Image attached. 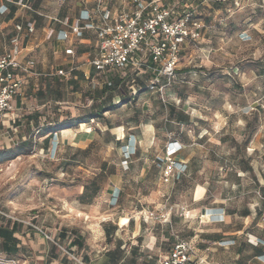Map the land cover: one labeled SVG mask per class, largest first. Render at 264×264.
<instances>
[{
  "label": "rangeland",
  "instance_id": "rangeland-1",
  "mask_svg": "<svg viewBox=\"0 0 264 264\" xmlns=\"http://www.w3.org/2000/svg\"><path fill=\"white\" fill-rule=\"evenodd\" d=\"M190 6L206 27L202 39L181 53L179 71L193 72L182 75L184 83L167 86L163 95L145 88L151 74L138 81L142 89L134 97L127 81L115 88L91 89L92 79L100 78L93 68L85 75L81 67L83 78L71 84L70 76L54 74L62 65L61 56L54 55L49 42L41 44L36 67L44 75L29 79L17 118L0 126V152L6 151L0 154V211L47 228L64 247L78 236L87 247L88 243L103 247L113 244L115 223L127 224L129 214L143 205L155 213L146 226L158 243L171 248L176 235L189 240L199 234L196 247L209 253L211 244H198L213 233L211 221L203 217L209 209L203 216L199 209L211 205L219 190L229 208L243 210L255 202L254 191L264 189V0H195ZM43 25L38 23L36 43L44 38ZM168 95L172 104L163 101L162 97L170 99ZM99 112L102 116L88 119ZM183 116L185 123H178ZM213 118L222 129L213 126ZM139 123L154 126V152L161 150L167 133L182 136L193 147L194 134L208 136L210 131L220 142L202 139L207 176L226 182H211L197 203L193 195L197 183L186 179L175 188L179 197L147 205L143 196L156 188L157 173L149 166L138 179L146 165L140 155L130 171H122L120 144L112 134L120 125ZM71 131L93 132L95 138L80 147L67 134ZM7 149L16 156L8 155ZM117 183L123 191L116 202L112 191ZM198 188V194L204 191ZM183 208L187 217L181 216ZM195 208H199L195 214L190 212ZM15 229L30 232L19 224ZM232 252L212 255L220 254L231 263ZM19 254L0 252V260L13 264Z\"/></svg>",
  "mask_w": 264,
  "mask_h": 264
},
{
  "label": "crops",
  "instance_id": "crops-1",
  "mask_svg": "<svg viewBox=\"0 0 264 264\" xmlns=\"http://www.w3.org/2000/svg\"><path fill=\"white\" fill-rule=\"evenodd\" d=\"M96 1L97 0H0L2 11L6 8L3 13L0 10V53L11 52L13 49V41L17 38L20 47V53L17 55L18 60L22 63H25L29 59H34L36 61V53L39 51L41 44L43 42H49L52 46L54 55H60L62 61V65L57 66L54 74L59 76L57 74L58 70L64 69L69 71L74 65L75 70L69 75L71 79L73 77L77 79L74 73L75 71L80 72L81 67L84 68L82 70H85L84 74L86 75L88 72H91L93 68L90 64V59L96 52V38L94 33L89 30L85 31L82 38H74L71 35L67 41L60 40L57 36L58 32L61 30L70 31V26L74 24L82 10L93 11ZM165 1L168 3L175 2V0ZM120 7L121 5L118 0H115L113 4H111L112 9H120ZM47 10H49V12H47ZM54 19H59L61 22L55 21ZM67 20L68 24L65 23ZM41 21L44 22L42 26L44 38L36 43L34 36L38 30V23ZM29 23H34L35 31L33 33L27 31V25ZM17 25L23 27L21 32L17 31ZM52 30H54V33L50 35ZM69 46H72L76 51L74 57L66 55L65 53V49ZM40 52L42 53L43 51L40 50ZM84 60H87L91 66L88 63L81 66L80 64ZM36 66L37 61L34 73L24 77L26 83L21 88L20 94L14 100L13 104L15 109L13 119L7 116L1 118L0 126L7 121H15L17 118V107L25 102L23 90L29 83V79H37L44 75ZM93 71L99 76L94 68ZM147 74L153 73L147 72L144 75ZM154 76L155 74L151 76L149 81L153 79ZM93 80L98 81L95 77L92 81ZM151 92L153 93V91ZM171 100L173 99L170 98L164 103L172 104ZM215 116L217 118V114ZM183 119L184 120L179 119L178 123H185L186 117L183 116ZM225 119H227L226 116ZM213 120V126L218 128L219 121L214 118ZM220 129H222V127ZM218 132L219 129L215 130V133ZM197 133L198 134H194L193 136V147H191L182 136L169 135L167 133L168 137L162 142L161 150L154 152L153 144L156 140L154 126L139 123L129 128L120 125L114 129L112 132L114 141L120 144V163L118 165L120 169L124 172L130 171L134 166L135 157L140 155L142 158H145L146 165L142 168L141 177L138 179L142 180L145 172L149 170V166H153L157 173L155 179L156 188L143 196V200L147 205H153L162 200L167 202L172 200V198L177 195L174 192L176 186L186 179H193V181L197 183L193 193L194 202L197 203L205 198L208 192V186L211 182L216 184L226 182V180L222 181V178H214V180L208 178L205 165L207 162H205L203 158L205 151H203V145L201 144L202 139L208 138L209 141L213 140L219 143L218 137L214 136L210 131L208 136L201 131ZM67 134H71V140L80 147H87L95 138L93 132H82V134H78L71 131V133ZM129 139H131V147L135 145L136 153L129 159V168L126 170L122 166L123 156L121 147L127 145ZM172 140H176L182 144V149L177 154L176 158L185 162L188 169L186 175L182 176L179 180L171 179L169 182H165L164 177L172 176L175 171L170 168L168 164L160 166L156 158L164 154L165 146ZM236 180L239 182L241 179ZM198 187L204 189V191L202 190L200 193L202 194L201 196L198 194ZM122 191V185L120 183L114 184L112 192L116 194L119 192V196H121ZM254 193L256 196L255 202L248 203L246 209L243 210L239 208L235 210L229 208L226 205L228 200L227 197L219 193V190H216L213 194L214 199L211 205L200 209L195 208L190 211L195 214L197 209H199L201 214H203L209 209L211 214L214 215V218L216 217L215 214L218 213L222 214L223 217L222 221L209 223L213 232L209 237L199 239L201 242L198 243L199 245L205 242L211 244L210 247L207 248L209 253L198 248V255L204 260L202 264H264L263 261L258 258V256L264 254V245L260 244L259 246H254L248 242V238L264 241V189L259 187ZM196 196L200 197L197 198ZM147 212L146 208L142 205V209L134 214L132 213V215L129 214V222L127 224L115 223L118 226L113 230L115 240L112 245L103 247L92 243H88L89 247H87L79 236L77 237L78 240L70 242L68 247H64L62 244L46 240L41 234L24 224L10 219H4L2 216L0 217V228L8 227L10 230H13L15 242L8 243L7 248L3 238L0 236V252L9 253L11 255L12 253H20V256L17 260H14L13 264H160L161 260L168 255L170 248L167 244L164 246V244L158 243L155 235L148 234V227L146 224L149 222V219L147 217ZM93 213L95 212L93 211ZM171 214L169 215L170 220L172 217ZM122 218L123 216L120 217V219ZM15 224L26 227L30 232H20L15 229ZM43 229L55 238L47 228L43 227ZM199 236V234H195V236L189 240L193 241L197 246V238ZM124 238H126L125 241H123ZM14 244L17 248L16 251H12V246ZM219 250H232V262L230 263L227 258L223 261L222 257H219L220 254H218V256L212 255L213 253H218Z\"/></svg>",
  "mask_w": 264,
  "mask_h": 264
},
{
  "label": "built area",
  "instance_id": "built-area-1",
  "mask_svg": "<svg viewBox=\"0 0 264 264\" xmlns=\"http://www.w3.org/2000/svg\"><path fill=\"white\" fill-rule=\"evenodd\" d=\"M115 0H97L94 10H82L70 31L58 32V39L67 41L72 35L82 38L85 31H92L96 38V52L90 59V64L99 76L106 73L119 75L122 81L131 79L132 94H137L138 89L134 84L135 78L152 72L154 78L149 81L150 91L163 95L164 89L170 86L179 70L181 53L191 43L202 39L205 24L198 18L197 12L190 6L195 0H175L168 3L165 0H118L120 9L111 8ZM6 9V8H5ZM2 7H0L1 12ZM55 21L61 22L59 19ZM68 24V20L65 22ZM18 32L23 30L21 25L16 27ZM27 31H35L34 23L27 25ZM54 33L51 31L50 35ZM244 39V36L241 37ZM20 53L18 39L13 41L11 52L0 53V119L7 116L13 119L14 100L26 83L27 75L34 73L36 61L29 59L25 63L18 60ZM66 55L74 57L76 51L72 46L65 49ZM75 70L73 65L69 71L60 69L57 74L62 77L69 76ZM164 80V83L160 81ZM110 81H92L93 87ZM163 98V101L167 100ZM252 109V108H251ZM58 137V133L54 135ZM54 144V143H53ZM129 143L121 147L122 166L128 169L129 159L136 153L135 145ZM58 146V142L56 144ZM182 149V144L176 140L170 141L164 149L162 156L156 160L160 166L168 164L175 172L172 176H165L164 181L179 180L187 173V164L176 158ZM117 202L119 192L115 195ZM207 212V211H205ZM7 219L20 222L41 234L46 240L56 243L42 226L32 220H25L15 215L0 211ZM154 212H147V217H154ZM181 216H188L182 209ZM203 216V214H202ZM211 222L223 220L222 214H215ZM264 221V219H263ZM254 246L264 245V241L248 238ZM264 263V254L258 256ZM204 260L197 256L193 241L186 240L179 235L175 236L174 243L160 264H202ZM0 264H5L0 260Z\"/></svg>",
  "mask_w": 264,
  "mask_h": 264
},
{
  "label": "trees",
  "instance_id": "trees-1",
  "mask_svg": "<svg viewBox=\"0 0 264 264\" xmlns=\"http://www.w3.org/2000/svg\"><path fill=\"white\" fill-rule=\"evenodd\" d=\"M84 36V35H83ZM95 70V69H94ZM191 72H193V70H188L187 72H181V71H177V76H176V78L173 80V82H172V84L170 85V86H172L173 84H176V82L177 81H180V82H182V83H184L185 81H184V79H182L181 77H182V75L183 74H190ZM74 75L75 76H77V79L78 78H83V74L82 73H80V72H76L75 71V73H74ZM152 76H153V74H151ZM143 76L144 75H141V76H139V77H136L135 78V82H134V84L136 85V88L138 89V92L142 89V87L139 85V82L138 81H140L142 78H143ZM100 78L98 79V81L100 80L101 82H104L105 80H108V81H110L111 82V84L109 85L107 82L106 83H104V84H101V85H99L98 87H93V85H92V81L90 82V86H91V89H100V90H102V89H110V88H112V87H116V85L118 84V83H120V84H122V83H125L126 81L127 82H129V83H131L132 84V82H131V79H127L126 81H122V79L119 77V75H117V74H114V73H106V74H104L103 76H99ZM77 79H74V77L71 79V81H69L71 84H73V83H76V81H77ZM149 82V81H148ZM161 83H162V80L160 81ZM148 85H149V83L145 86V88L148 90V91H150V89H149V87H148ZM132 92L133 91H131L130 92V95L132 96V97H134V96H136L137 94H132ZM168 98H170L169 97V95H168ZM99 116H102V112H99V113H95V114H93V115H90V117H88V119H90V118H96V117H99ZM182 119H183V117H182ZM80 120H82V119H80ZM7 152H9V154L8 155H12V157H15L16 155H15V153H14V150L13 149H7ZM2 153H6V151H4V152H0V154H2ZM0 162H1V160H0ZM13 230H10L8 227H1L0 228V236L3 238V240H4V244H6L7 245V248H8V243H13V242H15V238L13 237ZM184 239V238H183ZM194 243V242H193ZM194 246H195V249H196V253H197V256L199 257V255H198V248L196 247V244L194 243ZM8 250V249H7ZM17 250V248H16V245L14 244L13 246H12V251H16Z\"/></svg>",
  "mask_w": 264,
  "mask_h": 264
},
{
  "label": "bare ground",
  "instance_id": "bare-ground-1",
  "mask_svg": "<svg viewBox=\"0 0 264 264\" xmlns=\"http://www.w3.org/2000/svg\"><path fill=\"white\" fill-rule=\"evenodd\" d=\"M203 217H208V219H207V220H209V221H212V220L214 219V215H213V214H211V212H210V211H208V212H207V215H204Z\"/></svg>",
  "mask_w": 264,
  "mask_h": 264
}]
</instances>
